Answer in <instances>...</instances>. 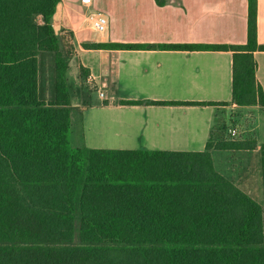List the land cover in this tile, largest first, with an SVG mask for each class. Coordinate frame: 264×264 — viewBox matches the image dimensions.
Returning <instances> with one entry per match:
<instances>
[{
  "label": "trees",
  "instance_id": "1",
  "mask_svg": "<svg viewBox=\"0 0 264 264\" xmlns=\"http://www.w3.org/2000/svg\"><path fill=\"white\" fill-rule=\"evenodd\" d=\"M59 2L0 0V264H264V203L217 172L211 156L253 150V139L208 141L197 152L71 147L68 72L76 50L72 33L52 26ZM247 6L242 45L83 47L230 51L232 102L264 109L253 57L264 51L257 0ZM45 56L53 69L49 100L38 83ZM87 76L78 65L79 81L92 90ZM259 164L264 190V144Z\"/></svg>",
  "mask_w": 264,
  "mask_h": 264
},
{
  "label": "crops",
  "instance_id": "2",
  "mask_svg": "<svg viewBox=\"0 0 264 264\" xmlns=\"http://www.w3.org/2000/svg\"><path fill=\"white\" fill-rule=\"evenodd\" d=\"M91 3L107 18L104 33L89 28L86 15L92 6L84 7L80 0H60L52 17L56 34L73 35L72 75H78L81 65L96 94L79 114L78 147L197 152L208 141H220L236 129L237 139H253L255 149L214 150V168L253 199L252 195L262 193L259 147L264 144V109L232 102L230 51L83 47L91 43L242 45L247 38V0H166L161 6L154 0ZM256 39L264 45V0H257ZM253 57L255 78L264 90V51L254 52ZM133 101L216 105L122 104Z\"/></svg>",
  "mask_w": 264,
  "mask_h": 264
},
{
  "label": "rangeland",
  "instance_id": "3",
  "mask_svg": "<svg viewBox=\"0 0 264 264\" xmlns=\"http://www.w3.org/2000/svg\"><path fill=\"white\" fill-rule=\"evenodd\" d=\"M102 1V0H100ZM92 6V3L90 5V7ZM96 6L93 5L90 10H89V15H103L104 17H106L103 13H101L102 11H100L99 9L95 8ZM107 19V18H106ZM69 84L71 86V93H70V104L69 107L71 108L70 111V122H71V128L68 134V139L70 142V145L72 148H76L78 146H81V122H80V117L79 114L81 112V109L84 108L87 105V102L94 101L96 94L95 92L91 91L90 89H88V87H84L78 77L72 75L73 74V66H71L69 68ZM52 78H53V69H52V65L50 62V58L49 56H45L42 60V65H41V72L39 74V78H38V83L40 85V89L42 92V97L45 100H49V97L51 95V85H52ZM251 135V134H248ZM241 137H239L240 139ZM227 140H236L235 138H230L227 137ZM137 149L139 148H144L145 150H150V147H135ZM260 167V164H259ZM255 196L256 198H252L253 200H255L258 204L262 205V203H264V190L259 191V195H252Z\"/></svg>",
  "mask_w": 264,
  "mask_h": 264
},
{
  "label": "built area",
  "instance_id": "4",
  "mask_svg": "<svg viewBox=\"0 0 264 264\" xmlns=\"http://www.w3.org/2000/svg\"><path fill=\"white\" fill-rule=\"evenodd\" d=\"M92 0H80V3L84 7H90ZM86 23L89 26V28L96 32V33H104L106 31L107 27V19L103 15H86ZM90 81L88 80L86 85L92 88V85L88 84ZM99 97L103 98L104 94L102 91L98 92ZM239 133L236 129H230L228 131V137L235 138L239 136Z\"/></svg>",
  "mask_w": 264,
  "mask_h": 264
}]
</instances>
